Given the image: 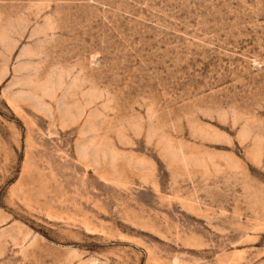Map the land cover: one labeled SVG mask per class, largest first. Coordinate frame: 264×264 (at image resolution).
<instances>
[{
	"label": "rangeland",
	"instance_id": "374dc122",
	"mask_svg": "<svg viewBox=\"0 0 264 264\" xmlns=\"http://www.w3.org/2000/svg\"><path fill=\"white\" fill-rule=\"evenodd\" d=\"M0 264H264V0H0Z\"/></svg>",
	"mask_w": 264,
	"mask_h": 264
}]
</instances>
